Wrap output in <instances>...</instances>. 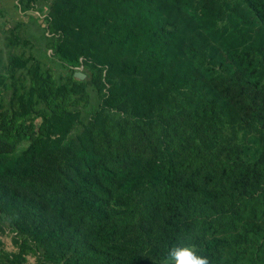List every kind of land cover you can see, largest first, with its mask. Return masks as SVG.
Returning a JSON list of instances; mask_svg holds the SVG:
<instances>
[{"label":"trees","instance_id":"1","mask_svg":"<svg viewBox=\"0 0 264 264\" xmlns=\"http://www.w3.org/2000/svg\"><path fill=\"white\" fill-rule=\"evenodd\" d=\"M47 17L103 101L51 114L17 154L0 112V232L17 248L0 242V264H161L186 244L211 264H264L260 249L244 257L261 225L219 223L241 222L233 190L263 165L264 0H52ZM234 74L262 93L254 126L215 84Z\"/></svg>","mask_w":264,"mask_h":264},{"label":"rangeland","instance_id":"2","mask_svg":"<svg viewBox=\"0 0 264 264\" xmlns=\"http://www.w3.org/2000/svg\"><path fill=\"white\" fill-rule=\"evenodd\" d=\"M51 1L0 0V103L3 102L0 112L5 116L8 129V136H4L3 141L15 154L26 150L30 142L44 132L43 121L51 114L64 117L94 101H103L91 86L92 75L84 65L83 58L67 62L59 57V42L55 35L47 31ZM75 73L83 74L84 79L75 78ZM215 84L244 124L254 126L256 121L251 116L259 110L261 91L246 85L238 74L216 80ZM96 86L100 89L99 83ZM4 102L9 109H5ZM257 130L260 131L259 126ZM246 132L248 135L257 134L254 128H249ZM245 140L252 143L248 136ZM226 143L222 149L231 163L235 157L230 152V144ZM255 146L259 154H262L263 165L247 168L252 179L251 186L244 185L233 190L234 198L243 193L247 200L237 203L243 214L241 222L234 225L230 220V213L227 220L219 222L228 232H243L242 225L247 222L264 228V148L261 144ZM69 147L70 143L65 141L62 150L67 151ZM230 174L233 176L234 172ZM224 184L227 186L226 182ZM204 222L206 221L203 220L202 224ZM217 233L222 235V230ZM13 238L14 234L6 229L0 232L4 251H17ZM254 241L245 248L244 257L255 258L256 249H260L258 254L264 257V240ZM240 244L245 245L239 243L237 246ZM26 260V264H36L35 257L31 255L26 256Z\"/></svg>","mask_w":264,"mask_h":264},{"label":"clouds","instance_id":"3","mask_svg":"<svg viewBox=\"0 0 264 264\" xmlns=\"http://www.w3.org/2000/svg\"><path fill=\"white\" fill-rule=\"evenodd\" d=\"M161 264H211V261L206 255L199 254L194 245L186 244L168 249Z\"/></svg>","mask_w":264,"mask_h":264},{"label":"water","instance_id":"4","mask_svg":"<svg viewBox=\"0 0 264 264\" xmlns=\"http://www.w3.org/2000/svg\"><path fill=\"white\" fill-rule=\"evenodd\" d=\"M74 76H75V78H77L79 80H83L84 79V75L80 74V73H75Z\"/></svg>","mask_w":264,"mask_h":264}]
</instances>
